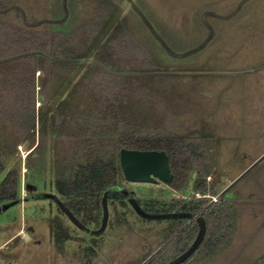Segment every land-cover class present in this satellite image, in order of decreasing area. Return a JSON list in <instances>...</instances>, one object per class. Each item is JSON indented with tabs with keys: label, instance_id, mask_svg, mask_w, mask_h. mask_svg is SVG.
Returning a JSON list of instances; mask_svg holds the SVG:
<instances>
[{
	"label": "rangeland",
	"instance_id": "374dc122",
	"mask_svg": "<svg viewBox=\"0 0 264 264\" xmlns=\"http://www.w3.org/2000/svg\"><path fill=\"white\" fill-rule=\"evenodd\" d=\"M6 1L33 29L70 33L63 42L79 53L71 59L77 68L59 70L51 83L36 71L39 114L25 140L5 117L11 112L0 108L7 164L0 182L15 167L23 175L21 203L7 209L0 203L3 264H144L176 241L178 227L188 228L187 218L147 219L128 199L111 200L106 230L91 235L62 210L54 179L73 174L87 146L114 143L121 134L187 136L213 162L207 184L218 202L230 203L234 229L229 245L200 264H252L264 254V0H0ZM2 12L21 24L19 11ZM17 65L4 72L0 62L1 89L15 81L12 72L20 74ZM27 81L6 94L29 98ZM195 176L183 191L162 182L123 189L161 203L149 211L172 213L194 198ZM27 183L36 186L31 193ZM88 227L96 230V222Z\"/></svg>",
	"mask_w": 264,
	"mask_h": 264
},
{
	"label": "trees",
	"instance_id": "16d2710c",
	"mask_svg": "<svg viewBox=\"0 0 264 264\" xmlns=\"http://www.w3.org/2000/svg\"><path fill=\"white\" fill-rule=\"evenodd\" d=\"M10 3V1H6L5 3L0 2V62L5 65L2 67L3 71L7 65H17V63H19L17 66L20 65L21 71L20 74L18 71L12 72V75L16 78L15 81L6 89L0 88V108L1 113H5V110L11 112L8 113L6 111L5 117L18 124L15 128V134L18 135L19 141L22 142L34 130L39 114L35 106L36 71L41 70L46 73V76L40 79L51 83L53 77L59 70L63 72L64 69L74 70L77 68L78 64L71 59L77 57L76 54L79 51L78 48H72L63 42V40H67L65 34L69 36L70 33L67 35L68 32L65 30L64 33L53 29L52 31L35 30L33 28L36 24H30L28 17L22 13V10L10 6ZM3 9L6 12L12 10L19 11V14L16 16L21 19V24L15 23L5 17V12H2ZM105 22L101 21L94 31H100L106 24ZM73 34L75 35V33ZM66 60H71L70 64H67ZM39 64L42 65L41 68L37 67ZM22 66L25 67L26 71L22 69ZM51 70L52 73L50 72ZM25 73L27 74L26 77ZM17 76H19L18 79ZM28 77L29 81H27ZM26 81L29 82V98L23 97L16 101L14 94L12 95L13 97L6 94L8 89L14 93V91L22 87L23 83L26 84ZM54 91L56 90L54 89ZM56 94L57 92L54 93V95ZM28 101L31 102L29 109L25 106L28 104ZM7 103H9V108H7ZM11 104L15 105L14 108H11ZM16 119L18 120L16 121ZM90 133L91 130L88 131V134ZM104 142L100 140L99 146L96 147L94 145V148L87 146L86 153L88 157L85 161H76L77 163L73 168V174L57 177L53 182L51 181L52 183L50 182L53 190L64 201L58 199L68 207L84 226H87L89 220L92 219L96 222L97 228L101 227V212L103 211V198L106 192H109L107 198L108 203L111 200L113 203H126L125 200L128 197L124 193V190H126L130 193L131 197L138 201L145 211L163 214L162 211L148 210V208L155 209L158 204H161L158 200L149 199L144 201L143 199L135 197V194L128 190V188L123 189L127 183H130L124 178L121 170L120 151L123 148L164 150L169 157L171 173L173 175V180L168 184L170 188L180 191L185 190L192 180V174L195 173L196 176L193 178L195 196L196 192L202 195H218L215 186H209L207 184V177L210 173L208 167L213 162L206 159L202 146L193 142L187 136L150 134L146 137H140L121 134L114 143L106 144ZM36 153L34 154L36 155ZM29 158L26 159V163H28ZM6 166L2 148L0 147V176L5 171ZM245 175L246 173L242 177ZM22 180L23 175L19 168L15 167L9 170L0 182V203H21ZM26 187L30 191L31 187L35 188L36 186L27 183ZM229 190H226L224 193L226 194ZM34 195L32 194L31 196L30 194V197L33 198ZM195 196L190 200H185L180 203V209L177 212L172 211V213L192 214V218H180H187L186 221L192 220L193 222L189 224L187 229L180 230L178 227L176 231H178L179 236L176 241L171 240L144 262V264H168L185 253L198 238L200 223L197 221V218L199 217H202L206 224L204 239L195 252L180 264H200L209 256L213 255L212 253H215L221 248H226L229 245L234 229V218L232 217L230 203L224 199L222 202H220L221 200L214 202L208 197L196 198ZM167 212L171 213V211ZM82 214L85 216L84 219L81 218ZM197 214H199L198 217L196 216ZM252 264H264V254Z\"/></svg>",
	"mask_w": 264,
	"mask_h": 264
},
{
	"label": "water",
	"instance_id": "95a60500",
	"mask_svg": "<svg viewBox=\"0 0 264 264\" xmlns=\"http://www.w3.org/2000/svg\"><path fill=\"white\" fill-rule=\"evenodd\" d=\"M120 165L124 178L128 182L132 183H157L162 182L169 184L173 180V175L171 173L169 157L164 150H137V149H126L123 148L120 151ZM108 194L106 192L103 198V220L102 225L97 230H91L84 226L78 218L66 207L57 197L56 200L62 210L67 214V216L72 220V222L78 226L80 229L85 230V232L91 235H99L103 233L109 223V206H108ZM129 198L130 205L136 210V212L147 219H174L180 217H193L192 214H181V213H163L155 214L145 211L138 201L131 197L130 193L126 191ZM17 202H12L7 204L4 208L7 209ZM200 223V232L198 238L192 244V246L181 256L172 260L168 264H180L187 260L199 247L204 239L206 232V224L202 217L197 218ZM25 238H30L29 234H26Z\"/></svg>",
	"mask_w": 264,
	"mask_h": 264
},
{
	"label": "built area",
	"instance_id": "2783aa9c",
	"mask_svg": "<svg viewBox=\"0 0 264 264\" xmlns=\"http://www.w3.org/2000/svg\"><path fill=\"white\" fill-rule=\"evenodd\" d=\"M197 195H198V197H200V194H199V193H198ZM202 197H208V198H211V200L214 201V202H217V201H218L217 196H208V195H204V196H202ZM0 264H3V263L0 261Z\"/></svg>",
	"mask_w": 264,
	"mask_h": 264
},
{
	"label": "flooded vegetation",
	"instance_id": "af4514ba",
	"mask_svg": "<svg viewBox=\"0 0 264 264\" xmlns=\"http://www.w3.org/2000/svg\"><path fill=\"white\" fill-rule=\"evenodd\" d=\"M124 193H125V195H127L126 194V190H124ZM127 199H128V201H129V198L127 197ZM108 206H109V203H108ZM109 211H110V209H109ZM68 218V217H67ZM101 220H103V211L101 212ZM102 222V221H101ZM87 228H89L88 227V225L86 226ZM100 228V227H99ZM99 228H96V230L97 229H99ZM81 230H83V229H81ZM91 230H94V229H91ZM84 232H85V230H83ZM86 233H88V232H86ZM88 234H90V233H88Z\"/></svg>",
	"mask_w": 264,
	"mask_h": 264
},
{
	"label": "crops",
	"instance_id": "0c3cea01",
	"mask_svg": "<svg viewBox=\"0 0 264 264\" xmlns=\"http://www.w3.org/2000/svg\"><path fill=\"white\" fill-rule=\"evenodd\" d=\"M24 235H26L25 233H24ZM30 236V235H29Z\"/></svg>",
	"mask_w": 264,
	"mask_h": 264
}]
</instances>
